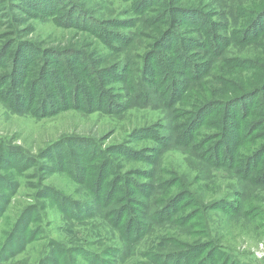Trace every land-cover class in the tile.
I'll use <instances>...</instances> for the list:
<instances>
[{
  "label": "trees",
  "instance_id": "16d2710c",
  "mask_svg": "<svg viewBox=\"0 0 264 264\" xmlns=\"http://www.w3.org/2000/svg\"><path fill=\"white\" fill-rule=\"evenodd\" d=\"M59 1L61 4L48 5L57 10L50 14L55 23L89 35L90 40L83 38L64 49L42 50L21 43L13 49L16 43L3 41L0 102L5 108L36 119L71 110L112 116L124 115L131 109L164 112V119L156 125L133 133L132 139L139 137L154 143L140 153H133L124 143L106 151L98 149V155L93 153L97 144L92 139L65 141L64 145L74 143L90 156H84L89 167H82L81 163L75 167L82 177L77 184L88 198L75 201L59 194V211L67 221L78 224L83 223V215L100 219L113 234L118 233V244L123 247L113 251V264L135 256L144 236L155 235L157 229L165 227L170 233L159 237L157 246L141 253L147 264H242L214 235L211 214L223 212L229 221L250 228L258 224L255 216L264 218L259 209L264 204V79L254 85L247 79L236 82L233 75V68L264 72V66L253 68L257 63L227 58L223 73L215 74L216 59L206 57L198 63L192 58L196 47L211 54L218 51L213 44L215 39L208 35L215 26L211 14L218 12L217 5L221 7L227 1L189 6L184 0H121L132 4V16L126 18L127 13H123L108 19L88 11L86 3L83 5L80 0ZM66 4L68 7H64ZM5 19L12 21L8 13ZM263 19L264 7L254 14L249 28ZM7 28L9 33L14 27ZM263 32L257 29L252 34L261 36ZM5 34H0V42ZM195 38L200 43L194 44ZM234 42L235 39L232 45ZM36 52L38 55H34ZM27 54L31 60L26 58ZM170 150L188 155L197 172L192 183L185 175L174 172L161 170L156 177V173L139 171L136 177L150 182L140 190L141 185L115 173L117 161L113 156L155 166L158 158ZM145 152L150 163L133 158ZM0 155L2 162L8 164V158L15 153L0 141ZM94 171L102 177L96 178ZM214 171L226 173L235 185L223 200L206 204L193 188L213 180ZM163 174L169 177L167 181L162 179ZM8 177L0 176V183L7 184L11 193L10 197L0 194V217L17 186L7 183ZM110 177L114 180L108 184ZM89 178L96 181L92 184ZM47 192L56 194L53 190ZM37 211L36 206H31L22 213L8 235V244L15 243L22 234L27 238L26 244L36 241L37 229L30 227L37 222L41 225L44 220L43 213ZM258 230L259 226L255 227L254 231ZM183 237L188 240H182ZM53 246L58 257L53 251L40 264H81L79 251L64 249L60 244ZM107 252L94 255V264H110L104 260L109 256Z\"/></svg>",
  "mask_w": 264,
  "mask_h": 264
},
{
  "label": "rangeland",
  "instance_id": "374dc122",
  "mask_svg": "<svg viewBox=\"0 0 264 264\" xmlns=\"http://www.w3.org/2000/svg\"><path fill=\"white\" fill-rule=\"evenodd\" d=\"M184 1L189 6H193L200 2L213 5L215 0ZM226 1L227 4H221V7L216 6L219 7L216 14H211L214 15L211 20L215 26L208 35L215 39L213 44L218 51L211 54L204 48L196 47L192 52L193 60L201 63L206 57L216 59L215 74L223 73L224 59L227 58L257 63L253 68L263 67L264 32L261 36H254L252 33H255L257 29L264 30V19L261 23L255 21L253 29L249 26L253 22L254 14L264 7V0ZM51 2L55 5L61 4L59 0H0V34L6 33L0 45L3 41L9 44L16 43L13 46L15 49L20 43L31 44L42 50L75 46V43L83 38L88 42L89 35L79 34L76 30L66 29L55 23L50 14L56 13L57 10L54 7H48ZM80 2L83 5L86 3L87 10L102 19L123 13H127L126 18L132 16L130 2L121 0H80ZM64 7H68V4ZM7 13L12 21L5 19ZM9 25L14 28L7 33ZM183 29L187 28L183 27ZM234 39L235 42L232 45ZM198 43L200 41L195 38L194 44ZM227 44H230L228 48L225 47ZM227 51L230 53L225 54ZM26 58L31 60V55L27 54ZM233 70L236 82L247 79L257 85V82L264 79L262 71L252 69L235 71V68ZM162 119H164V112L151 108L131 109L121 116L105 115L99 112L86 114L71 110L50 118L36 119L30 115L13 114L0 102V141H3L4 145L15 153L14 157L8 158V164L2 162L4 158L0 155V176L9 175L6 182L17 185L13 190L15 195L12 196L4 215L0 217V264H40L42 259L50 256L53 251H56L57 258L59 253L56 247L53 248V244H60L64 249L79 251L81 264H94L92 257L102 255L105 251H108L106 255L109 256H106L104 260L110 264L115 263L113 251L119 246L123 247L118 244V233L113 234L109 226L103 224L100 219L88 218L82 214L83 223L78 224L67 221L59 211L61 198L59 203L56 199L59 194L75 201H86L88 198L87 193L77 184L82 177H80V170H76L75 167L78 163H81L82 167H89L90 162L87 159L90 156L86 155V150H79L74 143L69 144V142L72 141L71 139H92L97 144L93 153L98 155V149L106 151L112 146L124 143L133 153H140L153 147L154 143L150 139L139 137L132 139L133 133L136 130L151 128ZM65 141H69L68 144L64 145ZM146 152L143 156H133V158L150 163L151 159ZM112 158L117 161L115 173L119 177L129 178L136 185L150 183L146 178L136 177L139 171H145L146 174L156 173V177L160 176L158 173L161 170H165L166 173L174 172L179 176L185 175L190 183L197 175L189 163L188 155L179 150L165 152L158 158L155 166L126 161L120 156ZM95 175L96 178L102 177L98 173ZM212 175L213 180L199 183L193 188L201 194L200 198H203L206 204L223 200L231 193L230 189L235 185L233 180L222 171H214ZM168 178L165 174L162 175L163 180L167 181ZM112 180L114 178L110 177L108 184ZM89 181L93 184L96 180L89 178ZM0 185V194L10 197L11 193L7 184L0 183ZM52 190L56 194L50 195L47 192ZM140 190H144L143 186ZM44 195H49V198ZM31 206L38 208L37 214L44 215V220H40L41 225L37 222L30 227L33 231L37 229L38 238L35 242L26 244L27 238L25 234H22L15 243L8 244V235L13 231L22 213ZM259 209L264 212V204L259 205ZM211 216V228L214 235H217L221 244L229 252L239 257L242 264H264V218L255 216L258 224L250 228L243 223L229 221L223 212H216ZM258 226L259 230L255 232L254 229ZM169 233L170 231L165 227L157 229L155 235L144 236V240L137 248V254L119 264H147V261L141 257V253L157 246L159 242L157 239ZM175 234L178 235L177 230ZM28 236H30L29 232ZM181 239L188 240L186 237ZM190 240L193 241V239Z\"/></svg>",
  "mask_w": 264,
  "mask_h": 264
}]
</instances>
